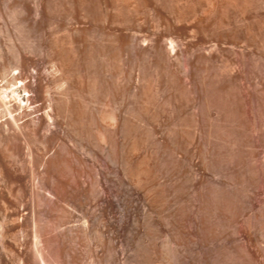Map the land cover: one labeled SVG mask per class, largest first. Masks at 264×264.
I'll return each instance as SVG.
<instances>
[{"label": "bare ground", "instance_id": "obj_1", "mask_svg": "<svg viewBox=\"0 0 264 264\" xmlns=\"http://www.w3.org/2000/svg\"><path fill=\"white\" fill-rule=\"evenodd\" d=\"M0 264H264V0H0Z\"/></svg>", "mask_w": 264, "mask_h": 264}, {"label": "rangeland", "instance_id": "obj_2", "mask_svg": "<svg viewBox=\"0 0 264 264\" xmlns=\"http://www.w3.org/2000/svg\"><path fill=\"white\" fill-rule=\"evenodd\" d=\"M43 65H44V67H45V73L49 75V74H50V69L47 68V67H49V64H48V63H46V64L44 63ZM48 69H49V70H48ZM30 80H31L32 82L35 81V79H34V75H31ZM39 104H40V103L37 102V103L34 104V106H35V105L37 106V105H39Z\"/></svg>", "mask_w": 264, "mask_h": 264}]
</instances>
